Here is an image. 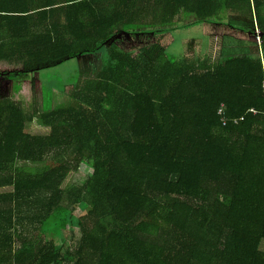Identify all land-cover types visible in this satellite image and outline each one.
<instances>
[{
	"label": "trees",
	"instance_id": "obj_1",
	"mask_svg": "<svg viewBox=\"0 0 264 264\" xmlns=\"http://www.w3.org/2000/svg\"><path fill=\"white\" fill-rule=\"evenodd\" d=\"M189 17L256 45L119 44ZM73 59L63 104L0 97V264H264V0H0L10 78Z\"/></svg>",
	"mask_w": 264,
	"mask_h": 264
},
{
	"label": "rangeland",
	"instance_id": "obj_2",
	"mask_svg": "<svg viewBox=\"0 0 264 264\" xmlns=\"http://www.w3.org/2000/svg\"><path fill=\"white\" fill-rule=\"evenodd\" d=\"M160 36L155 37L153 34L141 39L140 36L131 37L120 34L118 40L120 46L127 51H138L141 48L152 47L160 40L161 44L167 48V55L172 60L178 61L183 55H190L197 59L202 57L204 62H209L203 58L204 56L208 53L215 54L216 49H220V43L225 39L228 41L225 36L212 34L209 25L200 24H190L182 28L167 30ZM257 39L258 43L261 44L262 41ZM248 42L253 46L256 45L255 37L247 40ZM216 59H219V56ZM94 61L97 59L95 58ZM87 65L89 67L88 63ZM21 70H23L22 66L0 64V74H2L0 76V97L14 99L26 111L35 112L40 109L42 97L45 109L52 108L53 105L56 106L54 101L60 102V104L64 103L63 90L80 81L81 64L79 59H73L54 68L40 70V72L27 76H15L14 79L10 78L11 73H20ZM69 91L71 90H67V94L71 93ZM27 132L36 135L45 134L46 130L41 126L39 120H36L27 126ZM71 240L73 241L72 237L69 238V242Z\"/></svg>",
	"mask_w": 264,
	"mask_h": 264
},
{
	"label": "crops",
	"instance_id": "obj_3",
	"mask_svg": "<svg viewBox=\"0 0 264 264\" xmlns=\"http://www.w3.org/2000/svg\"><path fill=\"white\" fill-rule=\"evenodd\" d=\"M190 24H196V25L200 24V25H204V26L209 25L212 29V34L219 35V36H225V38H226V36L230 37V36L236 35L238 37V39H240V40H242V39H248L249 40L250 39V37H248L249 35H245V33H242V32L239 33V32H237L238 30L233 29L230 26L221 25V24L218 25L216 22L215 23H201V22H198V20L195 17L184 18L183 21H181L179 23V27L182 28V27L188 26ZM178 28H176V29H178ZM220 52H221V50L218 48V49H216L215 54L208 53L203 58L204 59H211V58L216 59L218 56H222V54ZM188 56H190V55H188Z\"/></svg>",
	"mask_w": 264,
	"mask_h": 264
},
{
	"label": "built area",
	"instance_id": "obj_4",
	"mask_svg": "<svg viewBox=\"0 0 264 264\" xmlns=\"http://www.w3.org/2000/svg\"><path fill=\"white\" fill-rule=\"evenodd\" d=\"M250 113L256 115V113L254 111H251ZM219 115H220V117H225V111L221 110ZM225 122L227 123V121H225Z\"/></svg>",
	"mask_w": 264,
	"mask_h": 264
}]
</instances>
